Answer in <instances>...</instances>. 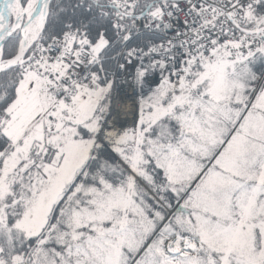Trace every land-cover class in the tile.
<instances>
[{
  "label": "snow or ice",
  "instance_id": "snow-or-ice-1",
  "mask_svg": "<svg viewBox=\"0 0 264 264\" xmlns=\"http://www.w3.org/2000/svg\"><path fill=\"white\" fill-rule=\"evenodd\" d=\"M0 264H264V0H0Z\"/></svg>",
  "mask_w": 264,
  "mask_h": 264
}]
</instances>
